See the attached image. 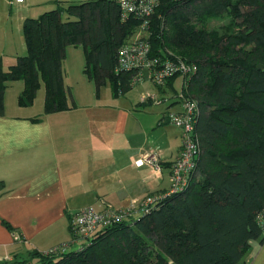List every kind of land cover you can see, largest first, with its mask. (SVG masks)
Segmentation results:
<instances>
[{
  "label": "trees",
  "instance_id": "16d2710c",
  "mask_svg": "<svg viewBox=\"0 0 264 264\" xmlns=\"http://www.w3.org/2000/svg\"><path fill=\"white\" fill-rule=\"evenodd\" d=\"M54 3L25 18L26 53L8 69L0 63V115L16 80L24 82L22 106L34 103L43 84L46 113L72 107L63 71L68 45L84 48V72L97 94L107 83L124 94L134 72L118 69L119 50L144 26L152 55L197 64L185 96L200 107L198 174L185 191L139 218L102 227L82 248L34 250L0 264L244 263L253 241L264 238V0H158L148 17L126 19L118 0ZM225 12L231 19L224 32L203 24ZM178 77L160 89L177 93Z\"/></svg>",
  "mask_w": 264,
  "mask_h": 264
},
{
  "label": "crops",
  "instance_id": "0c3cea01",
  "mask_svg": "<svg viewBox=\"0 0 264 264\" xmlns=\"http://www.w3.org/2000/svg\"><path fill=\"white\" fill-rule=\"evenodd\" d=\"M54 2L0 0L3 67L26 53L25 18ZM13 84L15 103L8 101ZM23 87L22 80L8 85L0 115V261L70 243V219L77 210L139 207L147 195L169 190L182 131L164 120V113L177 105L176 99L152 116L147 108L156 103L150 97L133 101L127 94H113L105 99L101 87L99 94L72 95L70 109L46 113L45 91L39 99L38 90L32 105L18 103ZM162 89L159 93L166 95ZM150 154L157 156L160 169L146 161ZM241 264H264V238L253 241Z\"/></svg>",
  "mask_w": 264,
  "mask_h": 264
},
{
  "label": "built area",
  "instance_id": "2783aa9c",
  "mask_svg": "<svg viewBox=\"0 0 264 264\" xmlns=\"http://www.w3.org/2000/svg\"><path fill=\"white\" fill-rule=\"evenodd\" d=\"M12 2L22 3L25 0H12ZM118 2L120 3L122 18L126 19L134 14L144 18L148 17L155 11L158 0H118ZM143 27L139 29L143 30ZM197 68V64L187 62L184 59H164L152 55L151 43L145 37L130 39L120 48L118 69L134 72L132 85L149 79L159 86H164L168 77L176 73L181 76L180 89L173 97L177 101L175 103L180 106L175 109H167L164 113V120L175 124L182 131L181 152L171 166V186L166 192L147 195L139 207L131 205L125 208H116L107 204L102 209L89 206L75 211L70 219V230L75 237L70 243H62L47 253L65 252L70 245L79 239H87L89 242L91 236L102 227L134 216L139 211L149 212L170 194L183 192L190 186L191 181L198 174V156L201 148L195 122L200 107L197 100L185 96V90L189 86V78L197 71ZM149 97L156 103H161L163 99H166L165 97L155 98V95ZM146 161L158 169L161 168L155 154L148 155ZM18 237L19 235H16V238Z\"/></svg>",
  "mask_w": 264,
  "mask_h": 264
},
{
  "label": "rangeland",
  "instance_id": "374dc122",
  "mask_svg": "<svg viewBox=\"0 0 264 264\" xmlns=\"http://www.w3.org/2000/svg\"><path fill=\"white\" fill-rule=\"evenodd\" d=\"M77 2H80L81 0H75ZM55 7V4H48L43 7L35 8L34 11H31V16H39L41 13L48 11ZM231 16L225 12L221 14H209L206 17L205 22H203L204 25H206L209 29H218L220 32H224L227 28V24L230 22ZM199 25H202V22L199 23ZM146 35V32L142 29H137L135 33L132 35L131 39H135L138 37H143ZM24 36V34H23ZM21 40L19 39L18 43ZM19 46V45H18ZM24 47L26 50V44L24 40ZM20 50V47L18 48ZM25 52V51H24ZM21 54V53H20ZM5 62H7V59H4ZM84 66H85V53L84 48L82 46H75V45H68L67 46V52L66 57L63 62V71L66 78V86H67V95L68 98H72L76 95H83L86 93H96V84L93 80H90L87 74L84 72ZM5 69H8V65H4ZM16 83V82H14ZM181 84V77L176 79V87L178 90L180 89ZM13 88L11 87L9 90V97L8 101L16 102V85L13 84ZM41 89H39V99L42 97V93L45 91V87L42 84ZM158 85L154 83L152 80L147 79L146 81L142 83H138L136 85H133L129 90H127L124 94H127L131 97V99L139 100L142 96L149 97L150 95H155V98H166L163 99L161 103H156L153 106H150L151 108H147L148 112L152 113L153 115H159L163 109L166 108V106L169 104V101L171 98L174 97L175 93L171 90L167 91V94L164 95L162 93H159L158 91ZM165 87V85H164ZM100 92V91H99ZM101 93L105 99H108L111 97L114 93L112 90V87L108 83L107 85L103 86L101 88ZM154 98V99H155ZM180 105H175L173 109L178 108ZM154 113V114H153ZM178 127V126H177ZM170 132V131H169ZM141 215H143L142 211L137 212L134 217L139 218ZM78 242L75 244L70 245V250L73 249H79L87 244V239H79Z\"/></svg>",
  "mask_w": 264,
  "mask_h": 264
},
{
  "label": "water",
  "instance_id": "95a60500",
  "mask_svg": "<svg viewBox=\"0 0 264 264\" xmlns=\"http://www.w3.org/2000/svg\"><path fill=\"white\" fill-rule=\"evenodd\" d=\"M263 66V63L259 64V67H262Z\"/></svg>",
  "mask_w": 264,
  "mask_h": 264
}]
</instances>
